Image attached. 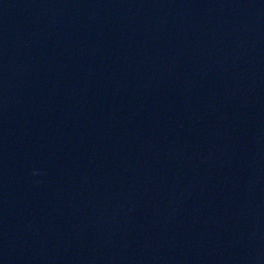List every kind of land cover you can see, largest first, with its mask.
<instances>
[{
	"label": "water",
	"instance_id": "95a60500",
	"mask_svg": "<svg viewBox=\"0 0 264 264\" xmlns=\"http://www.w3.org/2000/svg\"><path fill=\"white\" fill-rule=\"evenodd\" d=\"M0 264H264V0H0Z\"/></svg>",
	"mask_w": 264,
	"mask_h": 264
},
{
	"label": "clouds",
	"instance_id": "9594fccd",
	"mask_svg": "<svg viewBox=\"0 0 264 264\" xmlns=\"http://www.w3.org/2000/svg\"><path fill=\"white\" fill-rule=\"evenodd\" d=\"M34 174H36V173H34Z\"/></svg>",
	"mask_w": 264,
	"mask_h": 264
}]
</instances>
